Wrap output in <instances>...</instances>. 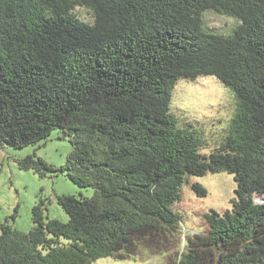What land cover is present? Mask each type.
I'll return each mask as SVG.
<instances>
[{
	"label": "trees",
	"instance_id": "trees-1",
	"mask_svg": "<svg viewBox=\"0 0 264 264\" xmlns=\"http://www.w3.org/2000/svg\"><path fill=\"white\" fill-rule=\"evenodd\" d=\"M78 8L93 15L81 19ZM234 17L228 34L204 13ZM214 76L236 108L217 142L173 111L181 79ZM57 129L63 165L14 156L40 177L65 173L92 196L47 198L29 231L0 222V264H264V0H0V145H41ZM228 172L232 207L186 235L175 204L191 176ZM199 196L207 189L191 183ZM16 214L12 215L14 220Z\"/></svg>",
	"mask_w": 264,
	"mask_h": 264
},
{
	"label": "rangeland",
	"instance_id": "rangeland-1",
	"mask_svg": "<svg viewBox=\"0 0 264 264\" xmlns=\"http://www.w3.org/2000/svg\"><path fill=\"white\" fill-rule=\"evenodd\" d=\"M78 15L86 22L93 21V15L85 8L77 9ZM206 27L214 32L228 34L238 24V20L228 15L208 10L204 13ZM173 111L181 124H192L202 130L211 142L220 140L229 120L234 114L236 102L233 93L216 77L203 76L195 81L181 79L177 83L173 101ZM55 129L41 145L13 148L0 145V222L9 223L22 231L33 226L32 210L41 197L47 198L48 216L66 222L67 212L58 203V195L92 196L94 189L80 187L65 173L40 177L33 170L20 169L14 156H25L36 152L50 163L65 164L71 150L68 139H60ZM198 182L207 189L206 196H199L191 183ZM237 182L228 172H209L203 176H191L190 183L182 186V200L175 204L180 213L186 235L204 232L207 229L205 214L214 209L220 213L232 207L236 197ZM264 196V195H263ZM255 202L258 194L254 195ZM16 214L13 220L12 215ZM164 255L136 256L127 260L112 257L99 258L94 264H163Z\"/></svg>",
	"mask_w": 264,
	"mask_h": 264
},
{
	"label": "bare ground",
	"instance_id": "bare-ground-1",
	"mask_svg": "<svg viewBox=\"0 0 264 264\" xmlns=\"http://www.w3.org/2000/svg\"><path fill=\"white\" fill-rule=\"evenodd\" d=\"M258 200H262V201H264V196H258Z\"/></svg>",
	"mask_w": 264,
	"mask_h": 264
},
{
	"label": "water",
	"instance_id": "water-1",
	"mask_svg": "<svg viewBox=\"0 0 264 264\" xmlns=\"http://www.w3.org/2000/svg\"><path fill=\"white\" fill-rule=\"evenodd\" d=\"M258 196H260V197H261V196H263V195H261V194H258ZM256 203H259V202H256ZM263 203H264V202H263Z\"/></svg>",
	"mask_w": 264,
	"mask_h": 264
}]
</instances>
